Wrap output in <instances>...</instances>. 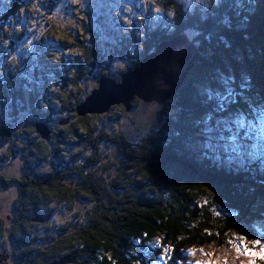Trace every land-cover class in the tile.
Returning <instances> with one entry per match:
<instances>
[{"label":"trees","instance_id":"1","mask_svg":"<svg viewBox=\"0 0 264 264\" xmlns=\"http://www.w3.org/2000/svg\"><path fill=\"white\" fill-rule=\"evenodd\" d=\"M18 2L12 0L9 15L20 11ZM175 5L174 32L168 36L194 31L198 58L172 96L176 118L163 119L155 135L129 143L121 133L112 134L91 123L100 115H76V106L98 86L88 91L89 75L101 64L95 45L98 37L93 31V41L87 37L89 29L84 24L89 16L85 13L71 27L73 32L78 24L75 33H70L74 38L66 52L60 55L63 64L66 55L74 57L69 58L73 67L67 76L60 77L52 62H47L46 68L57 76L51 83L56 79L53 94L48 92L47 69L39 70L46 81L43 92L39 91L44 94L38 98L47 103L45 113L37 112V100L31 98L37 90L26 92L19 85L13 91L11 84L1 87L0 109L10 98L19 102L25 98V108L33 117L42 118L52 133L47 140L20 146L24 162L20 175L0 174V190L18 192L13 215L5 220L0 217V257L7 256L10 241L15 264H264L261 258L252 263L254 259L237 251L242 246L256 249L253 242L264 239V143L259 138L264 134L259 123L251 134L260 146L255 159L246 160L244 166L212 164L208 153L207 158L201 157L200 147L192 144L194 131H200L203 117L215 106L205 102L200 86L221 88L220 76L228 77L237 92L246 83L252 99L260 100L264 92V0H250V4L221 0L220 7L205 11L198 7L193 14H184ZM74 6L81 8L79 2ZM8 18L4 16L2 22ZM152 35L142 41L132 66L113 76L109 65H104L98 78L119 81L120 75L136 67L164 39ZM22 36V31L12 35L17 40ZM9 68L16 76L27 74L25 60L12 61ZM8 70L0 75L8 76ZM34 78L42 81L37 73ZM132 103L136 106L139 100ZM11 109L16 115L22 108L12 103ZM229 109L243 111L245 107L234 104ZM52 118H57L59 129L48 125ZM67 120L68 124H60ZM35 132L34 127L27 131ZM53 137H60L59 146L50 149L47 142ZM201 138L195 142H202ZM100 142L112 145L122 163H97ZM65 181L74 182V187ZM62 210L71 212L72 220L66 225L56 221Z\"/></svg>","mask_w":264,"mask_h":264},{"label":"rangeland","instance_id":"2","mask_svg":"<svg viewBox=\"0 0 264 264\" xmlns=\"http://www.w3.org/2000/svg\"><path fill=\"white\" fill-rule=\"evenodd\" d=\"M219 1L78 0L81 8H75L73 0H20L18 2L19 6L21 5L20 11L15 16H11L9 13L12 8V0H0V52L2 53L0 55V71L11 70L9 63L12 61L25 60L27 65L26 75L22 72L16 76L12 70H8V76L0 75V89L2 86L11 84L13 91H15L16 87L22 85L26 92L32 90L43 92L46 81L44 78L42 80L39 70L46 71L44 69H47L46 74L51 78L47 82L48 92L51 91V94H53L55 92L53 86L56 79H54L53 85L51 83L53 78H57V76H55V71L52 68H46L47 62H52V66L56 68L57 74L60 73V77L67 76V72L73 67L69 58L74 60V57L69 54L66 55V63L63 64L64 62L61 61L60 55L62 52H66V47L74 38V34L70 36V33H75L78 24L72 29L73 32L70 29L76 22H79V16L83 13L89 16V18L85 19L84 24V27L87 26L89 29L87 37L91 42L93 41L91 37L93 36L92 31L98 37L95 45L100 50L97 60H101V64L96 65V70H93L92 74L89 75L88 91H90L96 86L95 84H98L100 78H98V75L102 71V66L109 65V73L117 76L122 70L132 66L137 61V56L141 52V43L147 37V33L152 34L155 32L156 37H161L163 34H170L174 31L175 10L173 2L179 4L180 10L184 14H193L197 7L205 11L211 6L215 7ZM233 1H245L250 4V0ZM169 11L173 13L172 16L168 14ZM79 12L82 13L79 14ZM4 16L9 17L8 22H2ZM229 18H231L230 14ZM234 18L236 19L237 15ZM18 31H22L23 36L17 40L12 35L13 32L15 35ZM79 31L83 33L81 30ZM186 34L190 40L195 37L194 31H188ZM59 41H62L63 44ZM72 50L75 51V49ZM97 60L93 62L97 63ZM36 73L42 81L34 78ZM11 80L15 83L13 84ZM82 87L84 88L85 85L82 84ZM206 87L208 86H200L199 91L203 93ZM212 87L218 88L217 86ZM42 92L31 98L34 101L37 100L35 104V107L39 108L37 112L45 113L47 103L42 100L38 101V98L44 94ZM15 96L17 95L15 94ZM26 97L29 98L27 95ZM49 97L51 98V95ZM172 99L173 97L166 103L168 106L165 109L157 104H145L140 101L136 106L132 103L133 106H131L129 111H125L123 105L112 106L109 108L107 115L99 114L101 118H96L93 122L89 120L88 122L94 123L99 128H103L112 134L119 132L129 143H134L147 135H155L164 123L163 119L176 118V110L173 106L174 100ZM19 100L21 102L16 97L10 98L5 105H2L5 108L0 109V174H5L7 177L18 176L23 171L24 162L22 157H20V146L29 142L39 143L42 140L38 132L29 134L27 131L33 127L35 128L36 124H46L42 118L33 117V112L25 108L24 104L27 103L25 98L23 100L19 98ZM12 103H15L17 108H22L16 115H12ZM212 105H215V102ZM236 111L237 109H229V112ZM159 114L163 115L161 119L158 117ZM224 115H227V113H224ZM207 116L203 117V119H206ZM214 122L215 119L212 123ZM48 125H52L51 127L54 130L60 128L57 118H52ZM202 127L203 125L201 124L199 125L200 131H194L195 136L192 138L194 140L192 144L200 147L201 152L199 155L201 157L207 158L206 153H208L212 164H221L224 167H240L244 166L246 160L253 161L255 159V152L257 147L260 146V140L254 139L255 137L251 134V131L248 137L245 138L244 131L246 129L249 131L247 127L240 130L242 137L238 138H242L243 143L246 145L243 155H238L231 151L233 142L230 139V132L223 133V140L219 142L213 141V144L219 143V147H209L207 137L201 131ZM49 131L52 133L51 130ZM200 137H202V142H195ZM259 138L264 143V136ZM58 139L60 137H53L50 142H47L50 149L53 146H59ZM97 148L98 151L96 153L99 156L96 159L97 163L102 161H104V165L111 161L118 164L122 163L119 154L112 145L100 142ZM96 153H94L95 156ZM230 156L232 157L231 159L229 158ZM262 157L264 158V155ZM65 185L74 187L75 183L65 181ZM17 193L14 188H3L0 190V217L2 219H9L13 215V200ZM215 202L221 206L220 201L216 200ZM71 220V212L67 210H62L56 216V221L62 222L64 225ZM6 247L7 256L0 257V264H15L11 253L12 244L10 241H8ZM239 251L243 256L254 259L252 263H256L258 258L264 261V239L257 241L256 249H248L242 246L239 247Z\"/></svg>","mask_w":264,"mask_h":264},{"label":"water","instance_id":"3","mask_svg":"<svg viewBox=\"0 0 264 264\" xmlns=\"http://www.w3.org/2000/svg\"><path fill=\"white\" fill-rule=\"evenodd\" d=\"M197 58V47L187 35L163 39L136 67L124 72L119 81L100 77L97 88L76 106V115H104L117 105L129 111L135 98L163 106L182 87ZM60 124L66 125L68 120ZM35 129L42 139H48L50 131L46 125L36 124Z\"/></svg>","mask_w":264,"mask_h":264},{"label":"snow or ice","instance_id":"4","mask_svg":"<svg viewBox=\"0 0 264 264\" xmlns=\"http://www.w3.org/2000/svg\"><path fill=\"white\" fill-rule=\"evenodd\" d=\"M77 3L78 0H73ZM159 11V9H157ZM173 15L171 11L168 13ZM233 81L228 77H221L219 84L222 88H213L211 86L206 87L203 90V95L206 97V103L215 102V106L211 113L208 114L206 119L201 121L203 125L201 131L207 137V143L209 147H219V143L213 144V141H221L224 139L223 133L230 132L232 140L231 151L238 155H243V150L246 145L243 143L240 137V130L245 127L249 131L244 133V137H248L252 127L258 122L261 128L262 134H264V92L260 94V100L257 101L246 91L247 84L240 86V91L237 92L232 86ZM264 87V85H262ZM234 104H243L245 110L229 112V106ZM227 113V115H224ZM251 118V119H249ZM215 119V122L212 121ZM232 158L231 156L229 157ZM243 239V237H240ZM253 243H257L254 241ZM239 252V249H237Z\"/></svg>","mask_w":264,"mask_h":264},{"label":"flooded vegetation","instance_id":"5","mask_svg":"<svg viewBox=\"0 0 264 264\" xmlns=\"http://www.w3.org/2000/svg\"><path fill=\"white\" fill-rule=\"evenodd\" d=\"M174 5V10H175V13L177 12V6L175 4Z\"/></svg>","mask_w":264,"mask_h":264},{"label":"clouds","instance_id":"6","mask_svg":"<svg viewBox=\"0 0 264 264\" xmlns=\"http://www.w3.org/2000/svg\"><path fill=\"white\" fill-rule=\"evenodd\" d=\"M192 41V40H191ZM193 42V41H192ZM121 76V75H120ZM111 79H114V78H111ZM119 79H120V77H119ZM114 80H116V79H114ZM117 81V80H116Z\"/></svg>","mask_w":264,"mask_h":264}]
</instances>
